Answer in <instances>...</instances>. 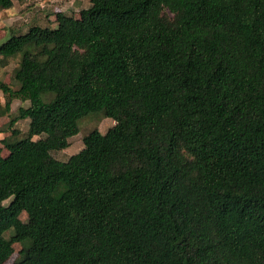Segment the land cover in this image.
<instances>
[{
    "label": "trees",
    "instance_id": "trees-1",
    "mask_svg": "<svg viewBox=\"0 0 264 264\" xmlns=\"http://www.w3.org/2000/svg\"><path fill=\"white\" fill-rule=\"evenodd\" d=\"M53 15L0 43L1 66L20 53L4 109L21 101L0 137V264L15 242L11 264H264V0ZM87 115L115 124L55 158Z\"/></svg>",
    "mask_w": 264,
    "mask_h": 264
},
{
    "label": "rangeland",
    "instance_id": "rangeland-1",
    "mask_svg": "<svg viewBox=\"0 0 264 264\" xmlns=\"http://www.w3.org/2000/svg\"><path fill=\"white\" fill-rule=\"evenodd\" d=\"M13 6L10 9L0 12V43L3 42L9 33H19L27 30L32 24L40 26H52L55 23L53 13L62 11L71 14L75 17L78 16L81 8L87 7L90 0H24L19 2L12 0ZM9 29V30H8ZM20 60V53L15 57L10 58L5 66L0 65V80L10 84L14 89L17 88L13 80V75L16 71L17 62ZM6 98L0 90V137L6 132L7 123L11 116H13L21 104L19 99H13L10 104L9 111L4 109ZM28 120H20L16 127L24 133L27 129ZM115 121L109 117H98L96 115H87L79 122V132L69 138V144L66 148L52 152V155L59 160H66L69 155L78 152L83 146V137L86 136L92 129L97 128L100 132L104 133L108 128L112 127ZM38 136H34V139ZM6 150L2 153L6 154ZM8 200L2 202L7 204ZM20 217L25 219L26 213H20ZM11 229L5 232V235L11 233ZM14 252L5 264H11L17 252L21 248L19 242L13 243Z\"/></svg>",
    "mask_w": 264,
    "mask_h": 264
}]
</instances>
